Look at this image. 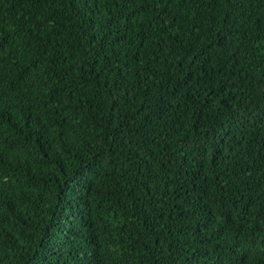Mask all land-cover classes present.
Instances as JSON below:
<instances>
[{
  "label": "trees",
  "instance_id": "16d2710c",
  "mask_svg": "<svg viewBox=\"0 0 264 264\" xmlns=\"http://www.w3.org/2000/svg\"><path fill=\"white\" fill-rule=\"evenodd\" d=\"M0 264H264V0H0Z\"/></svg>",
  "mask_w": 264,
  "mask_h": 264
}]
</instances>
